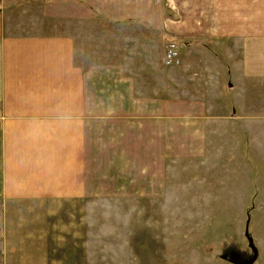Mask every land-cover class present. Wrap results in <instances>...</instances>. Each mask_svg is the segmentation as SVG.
Instances as JSON below:
<instances>
[{
  "label": "crops",
  "instance_id": "crops-1",
  "mask_svg": "<svg viewBox=\"0 0 264 264\" xmlns=\"http://www.w3.org/2000/svg\"><path fill=\"white\" fill-rule=\"evenodd\" d=\"M158 1L0 0L1 204L95 199L102 173L115 191L180 184L176 163L214 171L261 146L262 0H222L218 23L173 25L181 58L170 86L134 76L133 36L124 51L110 40L116 22L162 14ZM98 16L110 33L102 48L85 33ZM194 39L219 42L221 63L195 58Z\"/></svg>",
  "mask_w": 264,
  "mask_h": 264
},
{
  "label": "rangeland",
  "instance_id": "rangeland-1",
  "mask_svg": "<svg viewBox=\"0 0 264 264\" xmlns=\"http://www.w3.org/2000/svg\"><path fill=\"white\" fill-rule=\"evenodd\" d=\"M176 1L180 15L174 0H159L158 17L115 23L110 40L114 35L116 49L124 51V36H133L137 78L153 77L150 83L167 85L181 58L178 49L175 59H163L168 41L178 42L172 26L220 20L222 0ZM184 2L192 9L185 10ZM209 10H216L215 15ZM104 28L100 16L86 22V39L98 40L102 48L110 34ZM188 44L186 50H200L195 58L221 63L219 42L194 39ZM261 139L254 153L246 148L245 158L226 154L214 171L176 163L180 184H170L166 177L164 187L142 191L138 184L115 191L112 177L102 173L95 199L86 196L40 207L0 203V264H264V131Z\"/></svg>",
  "mask_w": 264,
  "mask_h": 264
},
{
  "label": "built area",
  "instance_id": "built-area-1",
  "mask_svg": "<svg viewBox=\"0 0 264 264\" xmlns=\"http://www.w3.org/2000/svg\"><path fill=\"white\" fill-rule=\"evenodd\" d=\"M178 52L177 45L175 43H167V48L164 54V60L170 62L176 58Z\"/></svg>",
  "mask_w": 264,
  "mask_h": 264
}]
</instances>
